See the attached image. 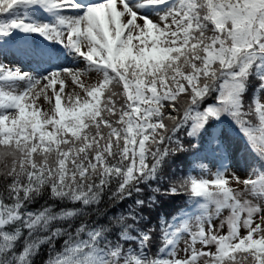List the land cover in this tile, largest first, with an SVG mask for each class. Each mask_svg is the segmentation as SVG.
Segmentation results:
<instances>
[{
    "label": "snow or ice",
    "instance_id": "6c2138e0",
    "mask_svg": "<svg viewBox=\"0 0 264 264\" xmlns=\"http://www.w3.org/2000/svg\"><path fill=\"white\" fill-rule=\"evenodd\" d=\"M262 94L264 0H0V264H264Z\"/></svg>",
    "mask_w": 264,
    "mask_h": 264
},
{
    "label": "trees",
    "instance_id": "16d2710c",
    "mask_svg": "<svg viewBox=\"0 0 264 264\" xmlns=\"http://www.w3.org/2000/svg\"><path fill=\"white\" fill-rule=\"evenodd\" d=\"M180 159L183 160L184 157L182 156V157H180ZM182 168H185V165L181 164L178 168H176L175 173L173 174V170L171 168L165 167L164 172L162 173L164 179L160 183V186L162 188L167 187L169 178H175V176L184 175L185 173L181 172ZM190 170L191 169H188V171H190ZM194 174H196V173H194ZM153 186H156V182H153ZM145 195H150V193L147 191V189H145ZM158 199L160 200L159 207H157L154 211H152L149 214L150 218H151L150 219V223L154 224L156 226L157 233L159 231V224L157 223V216L159 214H163L166 217H171L177 211L178 208H181V207H183L185 205L187 197L184 196V195H181V196L170 197V198L158 197ZM41 203H42V201H41ZM128 203H131V201H126L125 204L120 205L118 209H112V211H117V210L123 209L124 207H126V205ZM32 207L34 209L38 208L39 204L33 205ZM101 207H108V205L102 204ZM93 219H95V217H93ZM106 219L107 218L105 217L100 222L104 223V222H106ZM142 226H144V225L142 224ZM61 243H62V241H58L57 242L56 246H57L58 249H59ZM158 247H159V244L156 241H153L152 248H151L152 254H155L158 251ZM46 258H47V246H43L42 249H41L40 255L35 257L34 264H43V261Z\"/></svg>",
    "mask_w": 264,
    "mask_h": 264
},
{
    "label": "rangeland",
    "instance_id": "374dc122",
    "mask_svg": "<svg viewBox=\"0 0 264 264\" xmlns=\"http://www.w3.org/2000/svg\"><path fill=\"white\" fill-rule=\"evenodd\" d=\"M89 2H95V0H89ZM63 66H65V67H73V66L82 67V65H74L71 58L64 60ZM56 87L58 89L59 85H57ZM71 87H73V86L70 84V81H67L66 82V91L70 90ZM261 98L264 99V94L261 95ZM234 147H235V140H234ZM243 155H244L243 148H241V150L236 153V159L234 161V165L239 169V175L241 177H244L246 175V171L244 170V168H245L244 161H243V159H241V157ZM231 186L236 187L235 184H232ZM224 215H227V212H225ZM221 219H223V216H221L219 218H214L212 220V224L219 227ZM226 231H227V228L225 226L224 229L220 232V234H224V233H226ZM241 234H243V230H241ZM186 239H187V236L183 237L181 239L179 245H178V249H179L178 255H180V256H184V254H185L184 248H185V240ZM197 247L199 248L200 246L197 245Z\"/></svg>",
    "mask_w": 264,
    "mask_h": 264
}]
</instances>
